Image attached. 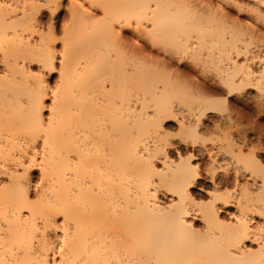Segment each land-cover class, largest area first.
I'll list each match as a JSON object with an SVG mask.
<instances>
[{"label": "bare ground", "instance_id": "obj_1", "mask_svg": "<svg viewBox=\"0 0 264 264\" xmlns=\"http://www.w3.org/2000/svg\"><path fill=\"white\" fill-rule=\"evenodd\" d=\"M211 1L0 0V264H264V122L237 106L264 94V0L258 29ZM184 57L225 93L195 82L190 119L226 106L186 157L164 124L197 136L167 100Z\"/></svg>", "mask_w": 264, "mask_h": 264}, {"label": "rangeland", "instance_id": "obj_2", "mask_svg": "<svg viewBox=\"0 0 264 264\" xmlns=\"http://www.w3.org/2000/svg\"><path fill=\"white\" fill-rule=\"evenodd\" d=\"M211 1V0H210ZM218 1V3L219 4H221V5H225V6H227L226 8H225V11H226V9H227V12L228 13H231V12H233V13H231L232 14V16L234 15H236L235 16V18L236 17H238V19L239 20H244V22L242 21V23L244 24H247V21H249L250 23H251V25H252V23H253V25H254V28H255V26L257 25V27H256V29H258V27L260 28V23H262V20H258V22H256L253 18H247V16H250L251 17V15H254V14H250V13H252L251 11H252V9H257V7H255V5H256V3L254 2L255 0H236V1H238L237 3V5L235 6V3L233 2V6L234 7H238V8H240L241 6V8H242V10H243V12L241 13V14H239V11L241 10H239L238 8H236L237 10H239L238 12L237 11H235L236 9H234V7H233V10H231L230 11V8H231V6H229L230 5V3L232 2V0L230 1V3H229V1H228V3H226L225 1H223V0H213V1H211L212 2V4H217V3H215V2H217ZM234 1V0H233ZM240 4V5H239ZM253 4H255L254 5V7H253ZM239 5V6H238ZM245 5V6H244ZM224 6V7H225ZM245 8H244V7ZM251 6H252V8H251ZM251 8V9H249V13H245V9H247V8ZM244 8V9H243ZM254 9V10H255ZM259 9V8H258ZM257 9V10H258ZM264 8L263 7H260V9L259 10H261V13L262 12H264V11H262ZM258 10V11H259ZM246 11H248V9L246 10ZM257 12V11H256ZM256 12L255 11H253V13H255L256 14ZM238 14V15H237ZM249 14V15H248ZM264 14V13H263ZM229 16H231V15H229ZM233 16V17H234ZM249 19V20H248ZM251 20V21H250ZM246 21V22H245ZM256 22V23H255ZM250 23L248 24V25H250ZM264 23V22H263ZM250 25V26H251ZM253 25H252V28H253ZM259 25V26H258ZM263 27H261L260 29L262 30L263 28H264V25L263 24H261ZM262 31H264V29L262 30ZM124 35H125V38H127V40H128V42H132L131 44L133 45L134 43H135V45H138V44H140V43H143V40L142 39H140L137 35H136V33L132 30V29H128V30H126L125 32H124ZM59 36H61V35H59ZM136 41V42H135ZM137 42H138V44H137ZM59 44H61V42H57V45H58V48L61 46H59ZM205 51V50H204ZM207 51V50H206ZM205 51V52H206ZM183 58V57H182ZM179 61H181L182 63H179ZM179 61H177L176 63H175V65L179 68V67H181V68H179V69H183V70H185L186 72H188V79H187V74H186V81H185V83H184V80H182V84L183 85H185V86H183V88L180 86V85H182V84H178V85H176V86H178L179 87V89H177V91L175 92V94H174V92L171 94V93H169V95L171 96V100H170V98L169 99H167V100H169V101H172V98H173V102H174V105H175V107H176V112L178 113V117L181 119V120H185L186 122H188V123H190V121H191V124H193V125H195V122L197 121V113L198 114H200V112H198L197 111V113L195 114V115H192V119H190L191 118V115H189V111L188 110H186V107H187V105L188 106H192V105H194V104H196V100H195V98L193 97V95H192V97H191V93H192V91L194 90V88H195V86L197 85V83H195V82H198V84L199 83H203V84H208V88L210 89V88H213L212 89V91H214L213 92V94L215 93V91L217 92V93H219L220 91L215 87V85H213L212 83H213V81H218V83L217 84H219L220 85V83H221V85H223L224 86V84H222V82H219V81H221V80H219V78L216 76V74H213V70H212V68H210L208 71L209 72H206L207 70V68H205V67H203V65H201L202 67H203V69L201 68V66H199L198 67V65L196 64V62H194L192 59H189L188 57H184V60H182V59H180ZM194 62V64L195 65H197V68H196V70H194V66H192L193 65V63L192 62ZM179 63V64H178ZM184 63H186V65L184 64ZM182 64V65H181ZM189 64H191V65H189ZM174 67V68H177V67ZM185 66V67H184ZM190 66V67H189ZM192 66V67H191ZM198 68H200V70H198ZM205 68V69H204ZM182 70V71H183ZM201 70H204L203 72L206 74V77H205V75H203L204 73L201 71ZM184 72V71H183ZM185 72V73H186ZM203 73V74H202ZM210 73V74H209ZM216 76V78L214 77V76ZM49 80L51 81V84H54V82L57 80V74H53V75H50L49 76ZM207 78H208V80L210 81V80H213V81H210V82H212L211 84H210V87H209V81L207 80ZM210 78V79H209ZM213 78H215V79H213ZM197 80V81H196ZM198 80H200V81H203V82H200V81H198ZM206 80V81H205ZM207 81H208V83H207ZM206 82V83H205ZM178 83H180V81H178ZM195 84V85H194ZM194 85V88H192V86ZM218 85V86H219ZM220 85V86H221ZM219 86V87H220ZM177 87V88H178ZM192 88V89H190V88ZM226 87V86H225ZM175 90H176V88H174ZM174 90V91H175ZM245 91V94L243 93ZM246 91H249V92H246ZM243 92L240 94L241 96H246V97H248L247 95H249V98H251L249 101L251 102H254V103H252L251 102V106H249V108L251 107V109H249L248 107H243V104L242 103H240V104H238L237 106H239V107H241V108H243V109H245V111H246V109H247V111H249V113H251L250 115V117L252 118L253 117V119L254 118H256L257 116V114L260 116V118H262L261 119V121H263L264 122V110H262V112H259L258 110V108H257V111L259 112V113H257V111L255 112V110H256V108L255 107H257V106H255V105H257V103L259 102V101H261L260 100V98H262V100H264V94H262L261 95V92L262 91H259V89L257 88H254V87H248V89H245V90H243ZM248 93V94H247ZM258 93H260V95L258 94ZM264 93V92H263ZM221 95L220 96H217V94L215 95L216 97H217V99L219 98H223L224 99V104H225V93H220ZM224 94V95H223ZM256 94V95H255ZM258 94V95H257ZM219 95V94H218ZM254 96V99L252 98L253 96ZM172 96H174V97H172ZM256 96H257V98H256ZM169 97V96H168ZM51 97H49L48 99H47V102L49 103L50 101H51V99H50ZM256 98V99H255ZM223 99H222V103L220 102V104L221 105H219L220 107V111H218L217 113H215V112H207L205 115H203V116H201V115H198V118H199V116H200V118H201V120H199L198 119V121H197V123H196V125H198L199 127H197V136L194 138V137H191V136H193L192 134L193 133H189L188 131H187V133H188V135H187V133H185L186 132V130H184V129H182V128H180L181 127V125H180V121L179 120H173V119H170V120H167V121H164V124H165V126H166V128H167V134L169 135L168 137L170 138V140L171 141H174L175 142V144L176 145H178L180 148H181V150H182V152L184 151V153H183V155L186 157V156H189L190 155V152H191V150H189V149H191V148H194V147H200L201 146V144H203V143H206V145L205 146H208V147H210V146H213L212 144H214V146H216L217 144H216V138H217V135H219V134H217V133H219L220 132V129L221 128H223V122L221 121V120H223V118L226 116V109H225V107H224V104H223ZM255 100V101H254ZM256 100H258V102L256 101ZM194 101H195V103H194ZM256 102V103H255ZM194 103V104H193ZM260 103V102H259ZM261 103H262V101H261ZM263 103H264V101H263ZM263 103H262V106H263V109H264V105H263ZM186 104V105H185ZM255 104V105H254ZM180 105V106H179ZM177 106H179V107H177ZM184 106V107H183ZM192 107H194V106H192ZM253 108V109H252ZM188 109V108H187ZM225 109V110H224ZM198 110V109H197ZM261 111V110H260ZM183 112V113H182ZM182 113V114H181ZM225 113V114H224ZM253 113V114H252ZM260 113H262V114H260ZM183 114H186V115H183ZM192 114V113H191ZM193 114H194V112H193ZM253 115V116H252ZM263 115V116H262ZM181 116H184L185 117V119L183 118V117H181ZM195 116V117H194ZM256 116V117H255ZM189 118V119H188ZM194 119H196V120H194ZM179 121V122H178ZM193 121H195L194 123H192ZM199 121H200V123H199ZM219 121H221L220 123H219ZM215 123H218L219 125H215ZM221 123H222V125H221ZM220 126V127H219ZM220 129H219V128ZM219 129V130H218ZM215 131H216V133H215ZM219 131V132H218ZM250 133H252V134H250V136H252L254 139H256V136H255V134H253V132H250ZM186 134V139H182L183 137H184V135ZM216 134V135H215ZM195 136V135H194ZM189 138V139H188ZM215 139V140H212V139ZM197 139V140H196ZM195 141H197L198 143H196V145H195ZM201 142H203V143H201ZM215 142V143H214ZM199 143H201L200 145H199ZM216 144V145H215ZM201 147H204L203 145L201 146ZM187 151V152H186ZM189 152V153H188ZM263 152V153H262ZM187 154V155H186ZM262 155V156H261ZM170 156H174L173 158H175V157H177V149H170ZM259 156H261L260 158L262 159V162H264L263 161V159H264V150L263 151H261V153H260V155ZM223 156L222 155H220V156H218V158H217V160L214 162V164L212 163V160H208V159H210L208 156L206 157V156H203L201 159L199 158V160L198 159H196V160H193L194 161V163H196L197 162V164L200 166V170L203 172V173H207V169L206 168H209V167H211V164H213L212 166L213 167H218V164L220 165L221 164V162H223L222 160H225V159H223L222 158ZM208 158V159H207ZM219 158H221V159H219ZM226 158V157H225ZM211 161V162H210ZM219 161V162H218ZM225 162V161H224ZM208 163H211V164H208ZM208 164V165H207ZM217 164V165H216ZM209 166V167H208ZM206 171V172H205ZM231 174H233V171L231 172ZM230 174V175H231ZM32 175H33V178H34V180L37 182L38 180H39V171L37 170V169H34L33 170V172H32ZM205 179V177H202L200 180H202V183H204V182H206L207 183V179L206 180H204ZM204 180V181H203ZM230 189H232V187L231 188H229V190ZM197 190V189H196ZM196 192H199V190H197ZM167 194V195H166ZM162 193L161 194V196H162V199L163 200H165L166 202H171V200L173 199V197L171 196V195H169L168 193ZM201 195V194H200ZM199 197H201V196H199ZM206 196H204V198H205ZM172 198V199H171ZM202 199H204L203 197H201ZM205 199H207V197L205 198ZM255 218H257L256 219V221L258 220V221H260L261 220V217H259V216H256ZM196 223H197V225H200L199 227H201L202 226V221L200 222V221H196Z\"/></svg>", "mask_w": 264, "mask_h": 264}]
</instances>
